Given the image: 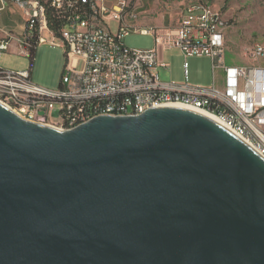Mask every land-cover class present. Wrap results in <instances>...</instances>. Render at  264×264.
I'll use <instances>...</instances> for the list:
<instances>
[{
  "label": "water",
  "instance_id": "obj_1",
  "mask_svg": "<svg viewBox=\"0 0 264 264\" xmlns=\"http://www.w3.org/2000/svg\"><path fill=\"white\" fill-rule=\"evenodd\" d=\"M0 264H264V156L187 107L63 131L0 103Z\"/></svg>",
  "mask_w": 264,
  "mask_h": 264
},
{
  "label": "built area",
  "instance_id": "obj_2",
  "mask_svg": "<svg viewBox=\"0 0 264 264\" xmlns=\"http://www.w3.org/2000/svg\"><path fill=\"white\" fill-rule=\"evenodd\" d=\"M144 5L141 0H0V18L7 12L20 15L24 31L0 29V57L16 51L32 59L43 45L65 49L68 65L58 90L35 84L32 71L0 67V92L7 93L16 109L31 118L80 123L107 115L168 107L170 96H187L215 109V118L247 140L264 156V45L245 52L252 66H228L226 36L229 22L213 5L186 7L181 21L149 28L127 16V9ZM171 11L172 5L165 7ZM113 25L117 26L113 30ZM131 33L151 35V50H131L124 44ZM179 48L185 61L206 56L212 61L214 84L196 87L188 82L163 83L154 68L164 67V54ZM223 74L222 85L217 73ZM187 77V72H186ZM180 106V105H175ZM121 107V114H114ZM57 112L58 117L53 114Z\"/></svg>",
  "mask_w": 264,
  "mask_h": 264
},
{
  "label": "rangeland",
  "instance_id": "obj_3",
  "mask_svg": "<svg viewBox=\"0 0 264 264\" xmlns=\"http://www.w3.org/2000/svg\"><path fill=\"white\" fill-rule=\"evenodd\" d=\"M146 13L140 18L143 25L164 23L168 26L178 24L183 17L184 9L191 4L213 5L220 10L229 28L226 36V57L228 66H252V60L246 58L245 52L257 42L264 43V0H142ZM169 4L172 10L165 9ZM144 7V5H143ZM117 26L113 25V30ZM124 44L131 50H151L154 39L151 35H128ZM164 64L168 68H154L161 82L181 84L188 82L192 86L207 88L214 84L212 61L206 56H191L185 61L179 48L168 50L164 54ZM68 61L65 49L61 46L43 45L39 47L34 60L20 56L16 51L5 53L0 57V67L5 70L32 71L35 84L49 89L58 90L66 73ZM187 72V77H186ZM217 84L222 85L223 74L217 73ZM54 118L58 113L53 114Z\"/></svg>",
  "mask_w": 264,
  "mask_h": 264
},
{
  "label": "bare ground",
  "instance_id": "obj_4",
  "mask_svg": "<svg viewBox=\"0 0 264 264\" xmlns=\"http://www.w3.org/2000/svg\"><path fill=\"white\" fill-rule=\"evenodd\" d=\"M199 5L200 4H192V6H199ZM187 7H190V5H188ZM143 8H144L143 5L135 6V13H134V9H127V16H134V22H140V18L143 14L142 12ZM144 26H149V28H160L161 27V26H156L153 24L144 25ZM262 45H264V43L257 42L253 44L250 48H248L247 52H255L256 47H260ZM0 103H2L3 105L11 109L13 112H15L17 115H19L20 117H22L23 119L29 122L47 125V126H50V127H53L59 130H63V131L68 130V123H60L58 121L38 120V118H31V114H29L28 110L16 109L15 104L10 102L9 95L7 93L0 92ZM175 105H180L181 107L190 106V99H188L187 96H170V98L168 99V106H175ZM194 110L200 111L202 113H205L215 118V109H213L209 105H201V102H194ZM114 114H121V107H114ZM141 114H143V112H132L124 116H138ZM82 124L84 123H80L79 126Z\"/></svg>",
  "mask_w": 264,
  "mask_h": 264
},
{
  "label": "crops",
  "instance_id": "obj_5",
  "mask_svg": "<svg viewBox=\"0 0 264 264\" xmlns=\"http://www.w3.org/2000/svg\"><path fill=\"white\" fill-rule=\"evenodd\" d=\"M182 19V18H181ZM178 21V23L181 21ZM164 23L157 24V26H164ZM156 25V24H155ZM0 29H5L9 31H13L16 34H21L24 31V20L20 15H10L5 12L0 18ZM3 38L2 33H0V39Z\"/></svg>",
  "mask_w": 264,
  "mask_h": 264
},
{
  "label": "trees",
  "instance_id": "obj_6",
  "mask_svg": "<svg viewBox=\"0 0 264 264\" xmlns=\"http://www.w3.org/2000/svg\"><path fill=\"white\" fill-rule=\"evenodd\" d=\"M35 52H36V51H35ZM35 52H34L33 58L31 59V60H32V62H33V60H34Z\"/></svg>",
  "mask_w": 264,
  "mask_h": 264
}]
</instances>
